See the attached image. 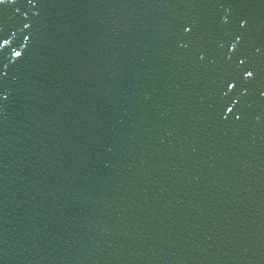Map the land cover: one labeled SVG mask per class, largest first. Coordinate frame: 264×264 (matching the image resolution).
Returning a JSON list of instances; mask_svg holds the SVG:
<instances>
[{"label": "water", "instance_id": "water-1", "mask_svg": "<svg viewBox=\"0 0 264 264\" xmlns=\"http://www.w3.org/2000/svg\"><path fill=\"white\" fill-rule=\"evenodd\" d=\"M0 264H264V0H0Z\"/></svg>", "mask_w": 264, "mask_h": 264}]
</instances>
